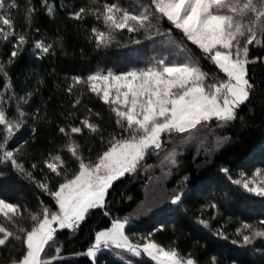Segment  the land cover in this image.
Segmentation results:
<instances>
[{"label":"snow or ice","instance_id":"1","mask_svg":"<svg viewBox=\"0 0 264 264\" xmlns=\"http://www.w3.org/2000/svg\"><path fill=\"white\" fill-rule=\"evenodd\" d=\"M44 6L51 16L52 6ZM19 9L17 0H0V40L11 45L7 64L22 55L32 39L15 30L13 12ZM34 12V7L25 8L29 21ZM86 12L104 25V30L91 29L97 48L108 47L126 31L131 43H141L137 37L149 41L153 55L124 70L108 68L74 75L66 92L71 95L73 86L82 84L89 95L107 107L109 121L101 123V113L91 109H86L82 119L69 112L65 123L57 126L63 143L45 150L39 160L34 155L29 158L26 147L21 151L9 143L27 122L31 121L34 134V125L46 118L38 108L25 111L32 91L22 89L23 95L18 94L8 78L5 91L0 92V164L14 169L25 183L51 200L50 204L38 200L37 211L32 212L19 200L0 198V248L12 246L17 252L9 257L8 264H65L81 254L97 264L98 254L112 248L120 257L143 255L155 264H225L215 255L205 262L181 254L176 247L166 249L154 239L155 232L164 225L133 240L130 234H136L131 231L129 218L112 216L111 192L117 182L134 176L143 167H152L147 164L150 158L160 159L163 154L160 166L168 168L165 175L180 169L181 145L198 142L197 154L202 149L204 163H208L233 142L227 131L235 128L237 121L243 127L244 108L257 94L264 103V78L257 80L255 76L256 67H264V0H129L127 5L117 0L97 5V0H90L87 7L71 10L68 15L79 20ZM59 43L36 39L33 55L42 59ZM250 46L255 50L252 54ZM203 62L217 72L209 75ZM4 67L0 64V72ZM4 75L7 78L6 72ZM82 99V95L76 98L72 107L81 104ZM217 129L225 134H218ZM85 137L93 143H81ZM23 144L26 146L28 141ZM97 144L99 148L93 152ZM219 173L223 184L219 207L238 189L264 197V167L248 175L241 172L235 178L227 166H220ZM189 181L190 172L185 170L170 197L173 205L184 203V185ZM217 199L213 197L204 207L220 215L214 202ZM97 211L106 219L93 230L86 251L74 252L71 257L61 255V238L76 235ZM25 218L29 222L22 226ZM211 219L215 216L198 218V223L228 239L220 228H212ZM235 235L237 238L231 241L234 245H250L257 238L264 242V219L241 223ZM17 242L19 249H15Z\"/></svg>","mask_w":264,"mask_h":264},{"label":"trees","instance_id":"2","mask_svg":"<svg viewBox=\"0 0 264 264\" xmlns=\"http://www.w3.org/2000/svg\"><path fill=\"white\" fill-rule=\"evenodd\" d=\"M17 2L20 4V9L18 12H13L15 30L17 33L29 35L32 39L24 46L22 55L11 64L6 63L11 45L0 40V64H5L4 71L0 72V92L5 91L8 78L18 94L23 95L22 89L32 91L30 106L26 105L25 111H34L38 108L40 115L46 119L34 125L36 128L34 134L30 127L31 121L27 122L14 134L9 143L13 147H20L21 151L26 147L29 158L34 155L39 160L45 150L53 149L63 143V137L57 133V126L65 123L64 117L69 112L82 119L86 109H91L93 113H101L103 116L101 123L107 124L109 121L107 107L94 95H89L82 84H75L71 95L66 92V87L72 83L74 75L85 76L94 70L104 71L108 68L124 70L141 64L145 58L153 55V50L150 42L142 37H137L141 43H131L126 31L118 35L108 47L97 48L91 29L95 27L104 30L103 22L97 21L87 12L79 20L68 15L71 10L81 6L87 7L90 0H17ZM105 2L109 0H97V5ZM117 2L127 5L129 0H117ZM132 2L136 3L137 0ZM45 4L52 6L51 16L47 14ZM27 6L35 8L30 21L25 13ZM37 29L39 32L36 31ZM36 39H43L45 43L59 40L60 43L54 44V52L44 54L41 59L38 55H33L32 43ZM193 50L195 51L194 48ZM253 51L255 50L250 46V54ZM203 68L209 75L217 72V69L207 62H203ZM4 72L7 73V78ZM255 76L257 80L264 78V67L257 66ZM41 80H43L42 84ZM81 95L82 103L72 107L76 98ZM241 115L244 116L243 127L241 122L237 121L236 127L227 131V134L233 136V142L212 156L208 163H204L205 155L202 149L197 154L196 145L179 150L182 154V167L174 169L172 174L168 175L167 187L175 192L177 182L182 179L185 170H188L190 181L184 185L186 197L184 203L179 206L172 205L149 218L131 223V231L136 234H130L133 240L159 225H164L161 230L155 232L154 239L166 249L176 247L181 254H191L205 262L215 255L223 258L225 264H232V261H235V264H264V242L260 238L250 245L241 246L231 243L237 238L235 230L241 226V223L254 224L264 219V197L238 189L234 191L229 201L223 202V206L219 207L220 190L223 187L222 174L219 173L220 166L229 167L234 178L241 172L248 175L255 169L264 167V103L259 94L254 96L251 104L244 108ZM215 131L221 135L225 134L218 129ZM208 139L211 142L212 137ZM25 140L28 141L26 146L23 144ZM81 143L92 144L93 141L85 137ZM98 148L97 144L93 152ZM162 160L163 154L160 159L150 158L147 164L152 167H143L134 176L114 184L115 191L111 192L113 217L122 219L128 216L142 201V190L151 179L160 176L163 171H168L167 167L160 166ZM128 196L132 199H127ZM213 197L218 198L214 202L219 207L220 215H216L215 209L204 207L207 202L213 200ZM0 198L9 201L19 200L32 212L37 211L40 199L46 204L51 203V200L38 188L25 183L14 169L3 164H0ZM213 216L215 219L210 220L212 228H220L228 239L214 235L213 231L203 228L198 223V218L209 219ZM104 219L106 218L101 217L97 211L92 220L81 225L76 235L68 239L62 237L58 245L61 247V255L71 257L74 252L84 253L93 230ZM2 220L3 217H0V221ZM27 222L29 221L25 218L22 226ZM19 248L20 244L17 242L15 249ZM16 254L12 246L0 248V264H8L9 257ZM130 260L132 264H155L145 256L137 258L127 254L120 257L117 251H103L102 254H98L97 264H128ZM65 264H91V262L90 258L81 254L74 259H67Z\"/></svg>","mask_w":264,"mask_h":264},{"label":"rangeland","instance_id":"3","mask_svg":"<svg viewBox=\"0 0 264 264\" xmlns=\"http://www.w3.org/2000/svg\"><path fill=\"white\" fill-rule=\"evenodd\" d=\"M194 145L199 147L198 142L193 141L190 144L181 145V147L178 150H183L184 148L192 147ZM165 173L166 172L163 171V173L160 176L153 177L149 182V184L146 186V188L142 190V194H143L142 201L127 216L129 218L130 224L145 218H149L153 214L161 212L173 205L170 202V197L174 191L168 189L167 187L168 175H165ZM127 228L128 225H126V229ZM104 251L116 252L117 250L112 248V249H106ZM41 256L43 258V253L41 254Z\"/></svg>","mask_w":264,"mask_h":264}]
</instances>
